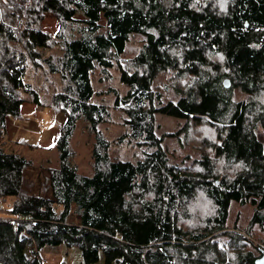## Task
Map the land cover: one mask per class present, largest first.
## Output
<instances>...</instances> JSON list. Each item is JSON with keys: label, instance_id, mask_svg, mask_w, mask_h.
Wrapping results in <instances>:
<instances>
[{"label": "trees", "instance_id": "trees-1", "mask_svg": "<svg viewBox=\"0 0 264 264\" xmlns=\"http://www.w3.org/2000/svg\"><path fill=\"white\" fill-rule=\"evenodd\" d=\"M47 17L60 24L55 36L42 30ZM134 35L146 42L124 65ZM39 49L60 54L42 58ZM26 57L62 83L52 107L64 117L61 165L37 188L26 178L33 161L0 144V203L11 201L0 218V264H44L40 253L62 247L79 249L84 264L98 252L105 264H255L262 257L253 231L264 230V0H0V139L8 118H21L22 93L41 106L24 81ZM114 63L129 89L123 98L110 92L127 117L118 142L145 148L135 163L111 158L99 129L110 112L92 103L93 73ZM162 75L177 102L165 103L154 89ZM235 93L246 101L236 102ZM157 114L186 121L168 137L196 133L203 152L196 167L170 164ZM82 119L95 139L91 177L73 163ZM199 197L209 201L206 217L195 213ZM234 205L253 209L243 233L238 225L229 231Z\"/></svg>", "mask_w": 264, "mask_h": 264}, {"label": "rangeland", "instance_id": "rangeland-1", "mask_svg": "<svg viewBox=\"0 0 264 264\" xmlns=\"http://www.w3.org/2000/svg\"><path fill=\"white\" fill-rule=\"evenodd\" d=\"M79 15L77 14V16ZM102 27L100 33L104 34L106 33L104 22H102ZM59 29V22L52 17H47L42 25V30L51 36H55ZM145 42L146 38L144 36L134 35L127 46L126 52L120 57L122 64L125 65V63L134 59L141 52ZM18 48L23 51L22 46L19 45ZM38 53L42 58H47L52 54H60L56 49H39ZM120 77L118 63H114V67L105 72L97 68L92 76L93 87L96 92L92 103L104 106L110 112V118L107 122L101 124L99 129L112 144L110 149L111 158L135 163L142 158L145 148L128 140L122 144L118 142L128 132V127L125 124L127 117L122 110L115 108V94L110 93L112 90L116 91L122 98L127 95L129 89L122 84ZM170 80V77L162 75L154 86L155 90L163 92L165 103L179 100L175 90L169 89L166 85ZM24 81L37 91L41 106L34 105L29 95L22 93L24 104L21 118H8L6 128L1 132L0 144L5 151L17 153L21 157L33 161V168L26 172V178L35 182L38 188L41 180H44L47 175L48 169L58 168L61 165L56 142L59 135L58 127L64 122V117L55 114L52 107L53 96L60 92L62 83L58 76L49 75L42 67L34 66L28 57H26ZM176 82L173 81L174 84H180V82ZM187 83L188 81L185 79L181 84L187 86ZM246 99V94L235 93L236 102L246 101ZM185 124L186 121L184 120H177L161 114L156 115V133L159 138L163 137L164 139L163 147L170 164L182 170H191L196 167L197 162L203 160L201 145L195 140V137L197 138L196 133L193 136L190 135V138H187L183 133L176 137L166 136L177 134ZM262 136H264V133ZM94 143V135L89 130L88 123L85 119L80 120L72 139V150L74 152L73 163L81 175L88 177L93 175L92 150ZM10 203L11 201H7L6 205L0 203V218L7 215ZM195 206V213L200 217H206L212 211L209 201L203 197L196 200ZM252 214L253 209L251 207L234 205L229 220V231H234V226L238 225L243 233L249 226ZM253 233L255 241L259 240L264 243V230L254 228ZM253 252L254 255H259L257 250L254 249ZM40 255L44 264H84L82 253L77 248L47 249ZM91 264H105L103 253L98 252L96 257L91 259Z\"/></svg>", "mask_w": 264, "mask_h": 264}, {"label": "water", "instance_id": "water-1", "mask_svg": "<svg viewBox=\"0 0 264 264\" xmlns=\"http://www.w3.org/2000/svg\"><path fill=\"white\" fill-rule=\"evenodd\" d=\"M225 86L226 87L230 86V82L228 80L225 81ZM255 264H264V253H263L262 257L256 259Z\"/></svg>", "mask_w": 264, "mask_h": 264}]
</instances>
